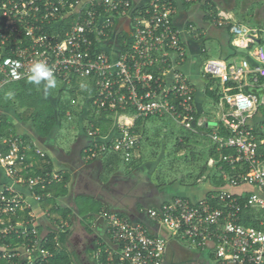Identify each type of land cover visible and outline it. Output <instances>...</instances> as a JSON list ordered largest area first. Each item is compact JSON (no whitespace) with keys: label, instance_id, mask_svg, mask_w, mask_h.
<instances>
[{"label":"built area","instance_id":"2783aa9c","mask_svg":"<svg viewBox=\"0 0 264 264\" xmlns=\"http://www.w3.org/2000/svg\"><path fill=\"white\" fill-rule=\"evenodd\" d=\"M176 13L174 0H151L137 12L131 0H0V88L28 79L32 64L43 61L64 91L89 92L83 101L91 110L114 119L117 136L91 146L87 158L117 153L129 163L142 141L134 131L138 119L168 117L194 132L205 125L195 118L196 89L179 68L187 51L174 25ZM119 17H130L133 25H115ZM231 20L222 14L216 25L223 28ZM231 32L234 46L249 52L239 63L211 59L205 66L224 86L219 105L227 109L221 122L230 135L211 136L221 152L216 167L227 184L197 202L177 196L146 212L191 247L212 253L217 264H264V230L244 223L246 211L264 213V28L234 24ZM72 115L68 110V119ZM88 135L97 139L100 129L93 127ZM31 152L16 135L0 140L5 264H45L53 257L34 208L52 198L47 188L62 176L33 174L27 163ZM34 153L46 157L39 149ZM106 219L121 264H164L165 238L118 213ZM258 221L264 227V214ZM57 225L65 231L66 223Z\"/></svg>","mask_w":264,"mask_h":264},{"label":"crops","instance_id":"0c3cea01","mask_svg":"<svg viewBox=\"0 0 264 264\" xmlns=\"http://www.w3.org/2000/svg\"><path fill=\"white\" fill-rule=\"evenodd\" d=\"M131 1L135 12H137L151 0ZM174 3L177 8L174 25L181 32V41L187 51L186 60L179 65V68L188 76L189 82L196 89L195 108L200 122H204L206 127H209L211 126L210 123L206 119H201L206 111L205 104L209 100L206 93L207 77L202 72L200 65L201 58L208 52L207 43L213 40L217 41L221 45L222 52L227 54L228 40L233 36V46V42L236 40L235 35L231 32L232 25L247 26L239 16L247 17L251 23L249 24L250 27L264 28V0H194L190 3L185 0H174ZM222 14L231 17L232 20L229 25L219 28L216 21ZM115 25L126 27L133 25V21L130 17H119L115 20ZM42 92L55 109H59L60 94L58 97L53 96L51 89L47 95L44 91ZM77 95L80 97V93ZM83 102L81 109L76 111V114L79 115V134L71 141L70 152L66 151L56 140L61 127L48 140H40L33 130L32 122H24L16 116L13 110L0 107V115H5L13 124L15 135L21 137L22 140L27 137L28 140H23L28 142L27 145L33 150L39 149L48 155L51 160L52 171L59 172L62 176V181L55 183L57 186L56 194L48 192L52 198L35 204L36 224L40 231L44 234H49L51 228L58 231L57 224L64 222L66 223L64 232L69 233L68 248L71 251L76 252L75 248L81 249L82 251L79 254L76 252V254L86 264H103V254L107 253V263L110 264L113 263L114 258L119 256L120 249L108 235L106 216L108 213L119 212L124 213L133 224L145 227L151 236L163 237L167 240L164 264H217L212 253L202 252L189 244L187 245L186 242V244L183 243L182 240L172 235L166 227L153 221L146 212L147 209L160 208L161 205L177 196L188 197L191 201L197 202L212 191L211 184L190 188L180 187L184 181H175L169 186L162 184L160 185L161 188L154 184L159 191L152 199L150 198L151 203L135 204L134 202L130 204L129 201H124L118 192L119 183L128 188L132 187L134 192H131L133 195L136 194V199L140 190V194L146 190L143 187V181H138V184L136 182L139 177L138 173L145 177L149 172V181L153 183L150 175L157 170V160L142 161L134 169H130L131 165H129L127 172L125 166L115 165V156H120L117 153L99 154L93 159H88L87 154L91 146L113 139L117 136V131L114 119L108 117V120H101L105 129H100V136L97 139L89 137L88 132L94 127V121L90 117L96 113H93L85 99ZM59 122L62 121L59 120ZM60 123L58 124L60 125ZM29 155H32L31 158L35 157L36 154L31 152ZM125 178L132 179V181L123 182L121 179ZM145 178L141 179L144 180ZM179 182L181 183L179 184ZM53 186L54 184L49 187ZM61 190H65V192L59 197V193H62ZM80 198L93 200L95 204L101 205L100 214L95 211L97 208L99 209L98 206L95 208L91 206L93 209H87L85 205L79 203L78 199ZM156 198L159 200L153 202ZM46 213H50L51 217H48ZM64 214L65 216H63ZM78 239L79 242L74 245V241ZM89 240L91 246L87 247ZM84 245L86 246L82 249ZM89 251H93L95 257L91 256Z\"/></svg>","mask_w":264,"mask_h":264},{"label":"rangeland","instance_id":"374dc122","mask_svg":"<svg viewBox=\"0 0 264 264\" xmlns=\"http://www.w3.org/2000/svg\"><path fill=\"white\" fill-rule=\"evenodd\" d=\"M239 17L247 26L251 24L247 17ZM231 37L232 38L228 40L229 45L227 54L222 52L221 45H219L217 41H209L207 43L208 52L203 55L200 61L201 70L207 77L206 93L209 98L208 102L205 104L206 111L201 116V119H206L211 126H197L194 132L181 126L172 118L159 116L147 118L143 121L142 133H144V135L142 136L140 149L135 152L131 162L124 163L123 160L121 161V165L126 167L127 172L129 171V165L132 163L139 165L142 161L157 160V170L153 172L150 177L151 181L159 188H161L160 185L162 184L169 186L175 181H184L180 186L182 188H190L192 186L203 187L206 184H211L212 188H216L215 184L221 176V172L216 167V163L221 161V152H217L218 150L216 151V144L211 135L212 133L219 132L220 128H225L221 121L223 113L226 112L227 105H219L222 103L220 99L224 95V86L218 78L205 73V66L211 59L227 62L236 61L238 63L242 61L244 54L248 53L249 49L246 50L233 46V36ZM20 85L21 84L17 82L0 88V101L5 102L8 99H15V96H17L16 94L22 92L18 90L21 87ZM64 90V84L60 81H56V86L51 89V93L56 97L60 94L61 101L65 104V102L70 100L71 96L68 90ZM16 101L17 100L11 102V106H13ZM83 103V97L80 96L76 99V103L71 105L72 110H69L72 112L73 117L68 119L66 116L63 118L61 129L56 136L58 144L62 145L68 152H70L71 149V141L79 134V115L76 114V111L81 109ZM19 104L20 101L18 102V107L20 106ZM92 109L95 111V108ZM94 111L93 113H95ZM185 138L188 139L187 142H185ZM178 141L184 145L182 147L179 146ZM118 186L120 188L118 190L119 194L124 201H129L130 204L134 203L136 199L141 196V190L138 192L135 199L136 194L133 195L132 192H134V190L132 187L128 188L120 183ZM56 201L59 200L56 199ZM78 201L85 205L87 209H91V203L93 204V200L80 198ZM182 242L185 243L186 241ZM186 243L187 245L189 244L188 242ZM75 250L78 249L75 248ZM89 252L91 256L95 257L93 251Z\"/></svg>","mask_w":264,"mask_h":264},{"label":"trees","instance_id":"16d2710c","mask_svg":"<svg viewBox=\"0 0 264 264\" xmlns=\"http://www.w3.org/2000/svg\"><path fill=\"white\" fill-rule=\"evenodd\" d=\"M21 85L20 91L21 93L18 92L15 96V99H8L5 102L0 101V107L3 109H11L14 111L17 117H19L22 121L27 122L30 121L33 124V130L35 134L37 135L40 140H48L49 137L51 136L53 130L56 129L58 126L59 120H63V118L66 117L67 111L71 108V105H73V102H76V99L79 98L76 93H72L70 96V100L68 102H65V104L60 101L59 103V109H55L53 104L45 98L43 95V86H36L32 83L29 82L28 79H25L21 82H19ZM213 94V93H212ZM80 96L88 97L89 92L83 91L80 93ZM26 97V98H24ZM18 98V99H17ZM14 100H17L13 106H11V102ZM20 101V106L18 107V102ZM13 104V103H12ZM22 110V111H19ZM96 113V112H95ZM94 121V129H105L103 128L102 121L101 120H108L106 112L100 111L94 114V116L90 117ZM195 118L198 120L199 117L198 115H195ZM147 118H140L136 122V126L134 128L135 133L138 135H141V137L144 135L142 133V128H143V121L146 120ZM206 126V125H203ZM210 127V126H209ZM213 134V133H212ZM10 135H15V131L13 129V124L9 121V119L5 115H0V140L4 139L5 137H8ZM220 135L227 137L230 135L229 131L226 130V128H220ZM21 138V137H20ZM22 139V138H21ZM28 140L27 137H24L23 140ZM185 142L188 141L187 138L184 139ZM25 142V141H24ZM28 144V142H25ZM179 146H183V143H179ZM217 146L216 145V151H217ZM180 147V148H181ZM35 150H33L32 153H34ZM219 152V151H217ZM223 153H228L226 150ZM35 155V153H34ZM32 155H29V158L27 159V163L31 164L33 166V170L35 175H42L44 176L46 173H49L52 171V164L50 157L46 155V157L41 158L40 156L35 155V157H31ZM116 158L114 159V163L116 166L120 164L121 166V157L117 155L115 156ZM134 163L131 164L130 169H134L135 166ZM137 167V166H136ZM66 180V179H65ZM64 182L66 183V181ZM181 183V182H179ZM226 182L223 181V179L220 177V179L216 182V188L213 187L211 192H214L216 190H221L226 186ZM56 187L55 184L53 187H48L46 192H56ZM62 193H59V197L63 195L65 190H61ZM210 192V193H211ZM56 194V193H55ZM57 196V195H56ZM94 202V201H93ZM91 203V206L94 208L96 206L99 207L97 208V212L101 211V205ZM93 209V208H91ZM61 211V209L59 208ZM63 212V211H61ZM119 215L128 218L124 213H119ZM63 214V213H62ZM85 214V213H84ZM109 214V213H108ZM264 213L256 212V211H246L244 213V223L245 225L248 226H254L258 229H263L264 227H261L259 225L258 219L263 216ZM65 216V214L63 215ZM65 218V217H64ZM129 219V218H128ZM48 241L49 243L47 244V248L53 253V257L47 261L45 264H86L79 255L76 254V252L71 251L68 248V243H69V233L64 232V231H56L54 228L49 230L48 234ZM12 246H15V241H11ZM107 253L103 254L102 258V263L103 264H109L107 263ZM0 264H5L3 260L0 259ZM110 264H121L119 257L117 256L114 258L113 263Z\"/></svg>","mask_w":264,"mask_h":264},{"label":"clouds","instance_id":"9594fccd","mask_svg":"<svg viewBox=\"0 0 264 264\" xmlns=\"http://www.w3.org/2000/svg\"><path fill=\"white\" fill-rule=\"evenodd\" d=\"M28 80L36 86L42 85L45 95L56 86V79L51 68L43 61H35L32 64Z\"/></svg>","mask_w":264,"mask_h":264},{"label":"flooded vegetation","instance_id":"af4514ba","mask_svg":"<svg viewBox=\"0 0 264 264\" xmlns=\"http://www.w3.org/2000/svg\"><path fill=\"white\" fill-rule=\"evenodd\" d=\"M148 174H149V172H147ZM138 178L136 179V182H138V181H143V187L146 189L144 192H142L141 193V196H139L137 199H136V201H135V204H149V203H151V199H152V197H154L156 194H158V191H159V189H157L155 186H154V183H151L150 181H149V178H148V176L146 177L145 175V177H143L142 176V174L140 175L139 173H138ZM141 178H145L144 180H142ZM123 182H129V180L130 179H121ZM130 181H132V179L130 180ZM151 198V199H150ZM157 199L158 198H156L153 202H155V201H157ZM159 200V199H158ZM79 242V239L78 240H75L74 241V245H77V243ZM90 240L87 242V244H88V246L87 247H89V246H91L90 245ZM85 246L86 245H84V247L82 248V249H84L85 248ZM78 247V246H77ZM77 251V253L79 254L82 250L81 249H78V250H76Z\"/></svg>","mask_w":264,"mask_h":264},{"label":"water","instance_id":"95a60500","mask_svg":"<svg viewBox=\"0 0 264 264\" xmlns=\"http://www.w3.org/2000/svg\"><path fill=\"white\" fill-rule=\"evenodd\" d=\"M59 123H60V122H59ZM60 127H61V123H60V125L58 124V126L56 127L55 130H53L51 136H52L53 134L55 135L56 130L59 129ZM181 197H182V196H181ZM186 197H187V196H186ZM187 198H188V197H187Z\"/></svg>","mask_w":264,"mask_h":264}]
</instances>
